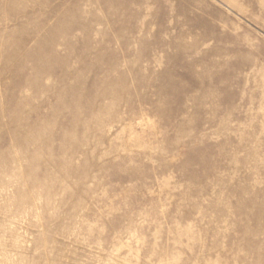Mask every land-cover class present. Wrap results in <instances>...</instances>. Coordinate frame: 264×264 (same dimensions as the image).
<instances>
[{
    "label": "rangeland",
    "instance_id": "rangeland-1",
    "mask_svg": "<svg viewBox=\"0 0 264 264\" xmlns=\"http://www.w3.org/2000/svg\"><path fill=\"white\" fill-rule=\"evenodd\" d=\"M0 264H264V0H0Z\"/></svg>",
    "mask_w": 264,
    "mask_h": 264
}]
</instances>
